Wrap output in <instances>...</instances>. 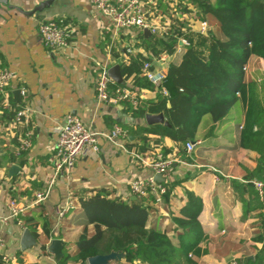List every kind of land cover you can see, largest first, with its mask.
<instances>
[{"label": "crops", "instance_id": "0c3cea01", "mask_svg": "<svg viewBox=\"0 0 264 264\" xmlns=\"http://www.w3.org/2000/svg\"><path fill=\"white\" fill-rule=\"evenodd\" d=\"M43 1L11 0L26 12L33 11ZM51 19L74 29L71 43L64 49L53 50L40 38V22ZM137 32L140 30H120L116 35L112 22L90 0H55L49 7L33 14L1 6L0 65L17 76L9 86L11 100L7 108L30 107V126L34 131L31 148L20 155L18 140L15 142L14 136L6 133V127L12 121L1 117L0 112V237L7 264H60L61 258L49 250V245L58 238L63 241L64 254L66 249H75L86 220L80 207L82 198L104 191L111 198L128 201L134 198L130 189L133 180L154 176L150 167L134 160L121 146L100 138L98 152L89 150L78 158L71 172L55 177L58 130L68 113L78 116L99 132H109L118 124L149 126L146 117L134 118L122 101L101 102L95 91L96 61L110 59L118 64L119 61L113 59V52L109 53L110 43L115 40L117 47L125 48ZM192 34L195 40H200L197 33ZM185 48L177 47L169 55L168 66L180 61ZM137 50L147 53L142 46ZM248 67L246 80L260 79L264 74V59L252 57ZM21 88L26 89V95L21 94ZM140 90H143V99L156 97L154 88L142 87ZM245 117L246 105L241 100L230 116L217 124L212 136H205L211 119L208 115L203 117L197 133L199 143L193 151H187L186 143L169 137L155 143L159 137L149 134L151 149L142 152L146 157H152L156 151L167 152L164 156L173 162L168 181L175 186L167 200L152 205L155 208L151 214L152 223L157 221L163 230L173 235V217L180 214L181 207L186 204L187 192H194L203 202L200 222L205 241L201 246H206L208 252L221 254L223 264L235 257V252L244 250L246 257H254L253 252H260L263 247L262 242L255 240L260 230L262 204L253 203L245 217L243 194L232 184L233 180L245 182L247 170L257 166L259 156L256 151L239 144ZM20 131L21 127L16 129L17 133ZM132 136L129 139L137 142V136ZM134 148L141 152L139 142ZM11 155L17 157L16 161L10 159ZM13 165L19 166L15 173L10 171ZM47 189L46 198L36 202L37 193ZM11 200L28 206L24 215L34 219L37 246L21 249L20 240L27 227L20 218L6 220L10 217ZM67 206V213L59 218V210ZM93 227L92 224L89 226L91 231ZM237 235L240 238H236ZM42 245L46 246V253H43ZM67 264L78 263L68 261ZM110 264L126 263L120 260ZM135 264L145 263L137 261Z\"/></svg>", "mask_w": 264, "mask_h": 264}, {"label": "trees", "instance_id": "16d2710c", "mask_svg": "<svg viewBox=\"0 0 264 264\" xmlns=\"http://www.w3.org/2000/svg\"><path fill=\"white\" fill-rule=\"evenodd\" d=\"M158 5L163 22L170 20L167 30L164 34L151 36L141 31L134 34L128 44L135 48L142 46L148 54H132L129 62L124 60V48L118 46L113 49V59L119 61L126 83L114 82L112 90L128 85L127 82L139 90L142 87L153 88L142 74L144 62L152 61L162 53L172 55L178 47L179 38L186 35L191 45L185 48L178 63L168 66L163 81L167 94L160 89L155 98L139 99L136 106L129 100L122 101L134 118L163 113L170 126L162 123L143 128L118 125L129 135L137 136V142L128 139L127 145L133 149L139 142L142 153L151 149L149 134L159 137L154 140L155 143L165 137L176 142H196L199 126L206 115L210 117L211 125L205 136H212L217 124L230 116L239 101H244L246 117L239 144L256 151L259 156L257 166L247 170L245 182L233 180L232 184L243 194L245 217L252 210L253 203L262 204L260 230L255 240L263 243L259 251L264 252V198L251 182L264 181V74L260 79L246 80L249 60L252 57L264 59V0H179L178 10L192 13V6L200 19L210 23L208 35L198 34L199 41L189 32L187 19L182 20L175 15L165 0H158ZM1 101L0 96L1 117L12 121L16 110L8 109ZM12 139L17 142L18 136ZM10 159L16 161L17 157L11 155ZM165 185L167 193L163 200L169 198L175 183L168 181ZM187 197L180 214L173 217V235L163 230L157 221L152 223L151 214L155 210L152 205L157 204L153 196L125 201L99 191L82 198L80 207L86 218L84 228L75 242V249H66L60 264H67L68 261L88 264L89 257L111 251L125 253L121 260L126 264L137 261L145 264H196L194 257L206 251L201 248V243L205 241L200 222L203 202L191 191L187 192ZM20 221L37 236L32 217L21 215ZM91 224L94 225L93 231L89 228ZM42 251L46 253L45 245H42ZM0 264H7L1 254ZM245 264H264V253L254 259L248 258Z\"/></svg>", "mask_w": 264, "mask_h": 264}, {"label": "built area", "instance_id": "2783aa9c", "mask_svg": "<svg viewBox=\"0 0 264 264\" xmlns=\"http://www.w3.org/2000/svg\"><path fill=\"white\" fill-rule=\"evenodd\" d=\"M91 4L98 9L104 16H106L113 25L115 34L118 35L120 30L138 29L143 32L145 29L152 31V34H164L167 30L170 20L162 22V15L158 0H90ZM170 6L172 12L182 20H188L187 26L189 32L207 36L211 28L210 23L206 19H200L196 10L190 6L192 13H183L178 10L179 0H165ZM39 35L42 42L52 48L53 50L64 49L70 45L74 29L69 25L62 23L58 20H45L39 24ZM191 45L189 37L183 35L179 38L178 48L187 47ZM117 47L115 40L109 45V53ZM137 48L127 44L124 48V60L130 61V55L136 54ZM168 53H162L154 57L152 61H145L143 64V75L149 80L153 88L158 91L162 90L167 94V90L163 87V81L168 69L167 58ZM119 64V63H118ZM110 59L106 61H96V79L95 91L96 97L99 101L104 103H119L123 100H129L136 106L139 99H143V90H139L132 84L118 87L112 90V84L115 82L110 75V69L114 66ZM246 71L249 72L247 66ZM17 78L16 74L0 65V96L5 105H10V92L9 86ZM21 94L26 95V89L21 88ZM32 109L26 105H21L16 109L15 118L12 120L11 125L6 127V133H10L15 137L18 136L17 152L28 151L33 144L34 131L30 126V119ZM21 127L20 133L16 132ZM17 133V134H16ZM130 135L129 132L120 125L114 126L109 132H99L92 129L85 124L78 116L68 113L65 116L64 124L58 130V139L55 146V177L71 172L74 168L78 158L86 154L89 150L98 152L100 150V138H106L109 141L121 146L124 150L128 151L134 160L150 167L156 173H161L164 177L163 182L155 180L154 176L145 179H136L130 183V189L134 196L140 198H148L153 196L156 203L163 201V196L167 193L168 176L172 166V160L165 157L161 151H156L153 156H143L137 149L129 148L127 141ZM199 141L186 143L187 151L194 150ZM256 187L257 191L264 198V181L253 180L251 181ZM49 190L40 191L37 193L36 202L44 200ZM10 217L19 219L24 215L28 209L27 205H19L17 201L11 200L9 203ZM69 207L61 208L58 212L59 218H63ZM3 239L0 237V254L4 259L7 257L2 254Z\"/></svg>", "mask_w": 264, "mask_h": 264}, {"label": "water", "instance_id": "95a60500", "mask_svg": "<svg viewBox=\"0 0 264 264\" xmlns=\"http://www.w3.org/2000/svg\"><path fill=\"white\" fill-rule=\"evenodd\" d=\"M55 0H44L41 2L38 6L34 8L33 11L26 12L24 11L21 7L13 4L11 0H0V8L1 6H6L7 8H16L21 12L27 13V14H33L37 11H42L44 8L49 7ZM145 35H151L152 31L149 29L144 30ZM110 75L114 79L115 82L120 83V84H125V80L123 78V74L121 71V66L120 64H115L112 66L110 69ZM146 122L149 125L156 124V123H163L167 126H170L169 121L166 120L165 116L163 113L159 114H147L146 115ZM132 136L131 138H133ZM19 170L18 165H13L11 167V173H15ZM155 180L158 182H163L164 177L162 176L161 173H156L155 174ZM137 196H134L133 199H136ZM37 238L36 236L31 232L29 228H26L22 234L21 240H20V245L22 250H28L34 246H37ZM63 241L61 239L55 238L51 241L49 245V250L55 254L58 258H62L64 255L63 252ZM125 256V253L119 252V251H111L110 253L107 254H98L95 256H91L88 258V264H110L113 261H120L123 259Z\"/></svg>", "mask_w": 264, "mask_h": 264}, {"label": "rangeland", "instance_id": "374dc122", "mask_svg": "<svg viewBox=\"0 0 264 264\" xmlns=\"http://www.w3.org/2000/svg\"><path fill=\"white\" fill-rule=\"evenodd\" d=\"M240 238V235H237L236 238ZM241 247L243 246V244H239ZM206 247V246H205ZM205 247L201 246L202 249H205ZM245 248V247H244ZM206 250V249H205ZM206 253V254H205ZM264 252H253L254 257H246L245 255V251L241 250L239 252H235L234 256L230 261L226 262V264H245L248 261V258H256L260 255H262ZM202 256V257H201ZM201 258H195L196 264H223L222 262V256L221 254L211 251L208 252V250L206 251H202L201 255L199 256Z\"/></svg>", "mask_w": 264, "mask_h": 264}]
</instances>
